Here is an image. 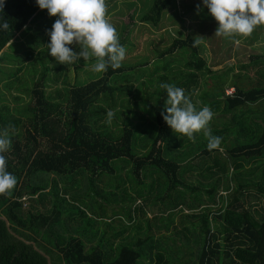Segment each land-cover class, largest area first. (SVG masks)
I'll return each mask as SVG.
<instances>
[{"label": "trees", "instance_id": "1", "mask_svg": "<svg viewBox=\"0 0 264 264\" xmlns=\"http://www.w3.org/2000/svg\"><path fill=\"white\" fill-rule=\"evenodd\" d=\"M176 1L139 0L136 18L154 30L184 24ZM117 3L106 0L107 6ZM2 15L11 31L0 30V132L14 127L11 150L3 155L18 182L11 195H0V264H264V211L257 216L245 199L251 191L264 195V67L250 72L264 55H253L240 73L215 74L188 35L162 48L147 41L152 60L129 56L134 45L122 21V28L113 24L126 48L121 67L47 95L49 63L63 73L61 85L67 82L47 48L58 17L36 0H4ZM181 52L183 65L177 64ZM25 74L33 88L19 83ZM156 75L155 84L183 88L198 110L210 107L211 133L222 138L218 149H207L203 132L192 142L168 127L161 115L166 90L134 87ZM211 75L220 94L212 86L211 97H204L199 88L203 78L210 85ZM227 85L236 87L233 97H225ZM5 91L18 92L15 99L31 93L35 103L13 110ZM109 110L115 114L110 124ZM136 112L142 119L134 124ZM27 196L41 205L24 207ZM32 234L51 245L46 252L52 257Z\"/></svg>", "mask_w": 264, "mask_h": 264}, {"label": "clouds", "instance_id": "2", "mask_svg": "<svg viewBox=\"0 0 264 264\" xmlns=\"http://www.w3.org/2000/svg\"><path fill=\"white\" fill-rule=\"evenodd\" d=\"M36 4L40 9H46L49 16L58 17L47 32L50 37L48 52L56 62L71 66L80 58L83 61L94 59L91 70L95 73L107 72L109 67H121L126 48L120 44L117 30L108 19L106 0H36ZM203 5L218 23L214 33L217 37L247 38L257 27L264 26V0H203ZM3 8L4 0H0V30L11 31L10 24L3 18ZM204 39L194 37L192 46L201 45ZM235 43L240 41L235 40ZM9 44H12L11 40ZM73 44L79 46V52L69 47ZM159 87L167 93L165 111L161 115L168 127L192 142H195L194 134L203 132L208 141L207 149H218L222 138L211 133L209 124L214 113L210 107L205 105L198 110L184 89L173 84L161 83ZM230 90L232 94L228 95ZM235 94L233 88L225 90V97ZM114 115L109 110L106 123L110 124ZM11 132H14L11 125L0 132V195H11L18 182L6 170L7 158L3 155L11 150Z\"/></svg>", "mask_w": 264, "mask_h": 264}, {"label": "rangeland", "instance_id": "3", "mask_svg": "<svg viewBox=\"0 0 264 264\" xmlns=\"http://www.w3.org/2000/svg\"><path fill=\"white\" fill-rule=\"evenodd\" d=\"M117 1L118 3L115 6L111 7L112 6L111 4L110 6H108L107 15H108V19L110 23L117 25L120 28H122L120 26L121 22L123 21L125 23L126 29L124 28L125 29L124 36H126L127 39L130 42H132L134 45L133 50L129 52L128 54L129 56H135V55L150 56V59L152 60L153 57H151L150 51H148L146 48H148L149 50H153V47L151 45L148 46L146 43L147 41L154 40V43L156 44V46L162 48L163 45L168 46V44L172 42L173 38L185 39L188 35H192L193 37L201 36L205 38L204 42L198 46L199 52H200V55L205 60H207L208 64L211 65L212 70L216 72L215 74H218L219 72L223 70H226L227 72L229 68H236L234 73H238L239 71L242 72L241 67L243 65L245 66L248 65L253 55L254 56L264 55V26L257 27L256 30L252 33V35L247 38H243V37L225 38L223 36L217 37L214 35V33H215L216 28L218 27V23L209 14L207 7L203 5V0H177L176 1L177 7L175 10L178 11L182 15V20L184 21V24H181V21H179L178 23L175 22L173 24H168L167 26H164L157 30H154L152 28H149L148 26L142 25L136 18V15L138 14V12L141 10V8H143V2L145 3L148 0H142L143 2H139L138 0L137 3L135 0H117ZM197 5H199L200 7L197 8ZM175 10H172V11H175ZM131 15L134 16V18L132 19H135L137 23L136 22L132 23L130 21ZM182 25H185V27H183ZM120 28L118 29V31L121 34ZM178 29H179V32H178ZM16 37L22 38L19 32ZM235 40H239L240 43H235ZM69 47L74 52L80 51L79 46L76 44L69 45ZM11 48L12 47L8 48L7 46L3 49V51H7ZM181 53H183V56H182L183 60H182V63H177L179 65H183V63H185L186 61L184 58L186 55L184 54V52H181ZM251 54H252V57L249 58L248 55H251ZM150 59L147 58L146 61H150ZM256 61H259V63L256 66L253 65L252 69H256L253 67H258L260 64H261L260 68L264 67V59H259ZM32 63L35 64L34 61H32ZM93 63H94L93 60L83 61V58H80L77 64H74L71 66L60 64L57 62V67L58 68L60 67V69H62L63 67L64 73L67 76L66 77L67 82L65 85H61V83H63L62 79H64L63 73L61 72V70L54 68L55 64L49 63L48 65L51 67V71L49 72L48 78L51 80L50 82L53 84L47 83L46 85L47 87L45 88L47 95L57 94L56 93L57 90H59L60 93H63L62 88H64L65 86L68 89L73 88V86H85L91 83L92 81L99 79L103 75V73L93 72L91 70V65ZM43 68L44 67L41 66L37 69L38 72L36 73L35 79H34L36 80L35 81L36 83L40 82V80L38 79L42 76V73L44 71ZM256 71H258V68ZM58 73H60V77L58 81H56L54 76ZM214 75L210 76L212 78L210 85L207 83V78H203L206 81H203L204 84L202 83V85H200V88H199L200 89L199 93L202 94V96L205 97L206 95H209V97H211L209 94V91H211L212 86H214L215 88V94L217 93L220 94V92L217 89L221 88V86L220 84L219 85L215 84L216 78L214 79L215 77ZM233 79L234 78L231 76L229 78V81ZM31 81H32V78H30L28 74H25L24 76H22V78H20L19 83H21L24 86L29 85L31 88H33L34 83H31ZM156 81H157V75L155 79L153 77L151 79L145 80L144 82L142 81L136 82L137 84H134L135 85L134 87L138 88L140 86L138 84L144 83V85H142L143 89L145 88V85H147V88L150 89V91H155L157 85H160L159 83L155 84ZM205 85H209L211 87L207 89ZM0 86L3 87L4 83L0 82ZM228 87H230V85H227L226 89H230ZM16 95H20V94L18 92H15V93L6 92L5 93V96L7 98L6 102L10 105V108L13 110H15L14 108H17L19 110L23 106H26L30 103L31 105H34L35 103V98L33 97L31 93H29L28 95L27 94L21 95V98H18V99H15ZM196 101H199L198 104L202 105V102L199 99H197ZM138 110L141 111L142 110L141 107L138 108ZM242 110L243 109L240 108L239 110L240 114ZM125 113L126 112L123 111V113L121 114L123 118L125 117ZM138 119H142V118L140 114L137 112L136 114H133L130 117L131 122L134 124L140 122V120ZM222 121H224L222 123H225L226 118H223ZM209 125L211 126L212 130H214L215 128L214 127L215 125L214 117ZM218 125L219 124L217 123L216 127H218ZM145 126L146 125H144V127ZM144 127L142 126L140 128H144ZM137 134H140L139 130ZM226 145H230V141L225 142L224 146ZM124 176L125 174H123L120 177V179ZM25 198L26 200L23 201L24 207L29 206L31 209H34V206L41 205V200L39 201L38 204H36L35 198L31 196H27ZM245 199H246V202L251 204V205L247 204L249 209L253 210L257 216H259L257 214V210H258V213L264 211V195L260 193H256L255 191H251L245 196ZM27 202H29V205L27 204ZM213 204H212L213 206L212 209L214 210L215 206ZM212 223L215 224L214 221H212L211 224ZM32 235H33L32 238L37 240L36 245L41 252L46 254L47 248L53 250L51 245L48 242H46L42 237H39V236L37 237V235L35 234H32ZM29 241L35 243L33 239H30ZM54 253L56 254L57 251L55 250ZM47 254L50 257H52L51 254L49 253Z\"/></svg>", "mask_w": 264, "mask_h": 264}, {"label": "crops", "instance_id": "4", "mask_svg": "<svg viewBox=\"0 0 264 264\" xmlns=\"http://www.w3.org/2000/svg\"><path fill=\"white\" fill-rule=\"evenodd\" d=\"M248 57L250 58V57H252V54L251 55H248ZM254 57V56H253ZM250 63V62H249ZM245 66V65H244ZM246 66H248V65H246ZM236 68H234V70H235ZM250 72H252V68H250ZM238 73H240V71L238 72ZM243 73L244 74H246L247 73V71L245 70V68H244V70H243ZM237 74V73H236ZM227 88V87H226ZM228 88H233L234 90H235V92L237 93V91H236V87H233V86H231V87H228ZM226 90V89H225ZM221 128V127H220Z\"/></svg>", "mask_w": 264, "mask_h": 264}, {"label": "built area", "instance_id": "5", "mask_svg": "<svg viewBox=\"0 0 264 264\" xmlns=\"http://www.w3.org/2000/svg\"><path fill=\"white\" fill-rule=\"evenodd\" d=\"M227 94L228 95H231L232 94V90L228 91Z\"/></svg>", "mask_w": 264, "mask_h": 264}]
</instances>
